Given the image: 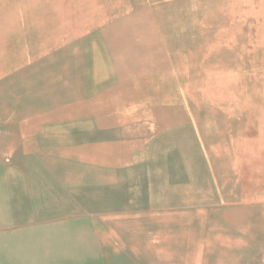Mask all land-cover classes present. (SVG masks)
<instances>
[{
    "label": "rangeland",
    "instance_id": "rangeland-1",
    "mask_svg": "<svg viewBox=\"0 0 264 264\" xmlns=\"http://www.w3.org/2000/svg\"><path fill=\"white\" fill-rule=\"evenodd\" d=\"M39 1L0 0V264H264V0Z\"/></svg>",
    "mask_w": 264,
    "mask_h": 264
},
{
    "label": "bare ground",
    "instance_id": "bare-ground-1",
    "mask_svg": "<svg viewBox=\"0 0 264 264\" xmlns=\"http://www.w3.org/2000/svg\"><path fill=\"white\" fill-rule=\"evenodd\" d=\"M13 1V0H12ZM52 0H41V1H39L40 3H41V5H38L37 7H36V4H33L32 5V7H31V13L34 15V16H37V18H38V16H42V19H45V20H47V21H45L48 25H49V30H51V28H52V22H53V18H54V16H55V11H54V9H53V7L51 6L52 4H50V3H52L51 2ZM55 3V2H54ZM57 6V5H56ZM56 10V9H55ZM17 14V13H16ZM12 16V15H11ZM24 18V17H23ZM12 19V18H11ZM31 20V19H30ZM39 20V19H38ZM37 20V21H38ZM6 21H7V19H6ZM52 21V22H51ZM39 22V21H38ZM44 22V23H45ZM7 24V23H6ZM35 25V24H34ZM56 26H58L57 24H56ZM40 27V26H39ZM59 27V26H58ZM4 28H6V27H4ZM20 28V27H19ZM55 29H57L56 27H55ZM7 30V29H6ZM36 30V29H35ZM38 30L39 31H43L42 29L40 30V28H38ZM58 30V29H57ZM55 31V30H54ZM10 32V31H9ZM44 32V31H43ZM42 32V33H43ZM46 32V31H45ZM60 32V31H59ZM5 33V32H4ZM35 33H37L36 31H35ZM3 34V33H2ZM11 34V33H10ZM58 35V34H57ZM42 37H43V35H42ZM45 37V36H44ZM34 38H35V35H34ZM47 39V38H46ZM46 39H44V40H46ZM38 40V39H37ZM56 40H58L57 38H56V36H51V37H49V39L45 42H43L41 45H39L40 46V51H47L49 48H51L52 47V45L53 46H55V43H56ZM11 41V40H10ZM42 41V40H41ZM36 42V41H35ZM4 43V42H3ZM33 43H34V41H33ZM5 44V43H4ZM11 44V43H10ZM3 46V45H2ZM1 46V47H2ZM12 47V46H11ZM33 47V46H32ZM4 48V47H3ZM30 48V47H29ZM16 50V49H15ZM106 52H109V54H110V51H109V49H107L106 50ZM106 52H103V53H106ZM5 53V52H4ZM14 53V52H13ZM94 53V52H93ZM15 56V55H14ZM17 56V55H16ZM34 56V55H33ZM61 56V62H63V64L65 65V66H67V64L65 63V59L63 58V54L62 55H60ZM92 56H94L93 58L96 60V59H98V57H96V53L94 54V55H92ZM100 56H102L101 55V53H100ZM104 57H105V54L103 55ZM109 56L110 55H107L105 58H106V60H108L109 59ZM57 56H54V57H52V58H46L45 60H43V61H46V62H48V64L47 65H44V66H42L41 68H39L38 69V71H37V77H35L34 79H32V78H28L29 79V83H31V85H33V86H35V87H37V91H39L40 92V97L42 98V97H46V98H51V96H53V95H51V94H54L55 95V90L58 88V86H59V84H58V82H56V81H54V79H55V77H54V75H55V73H54V71H55V69H56V66L55 67H53L52 66V63H54L55 61H54V59L56 58ZM15 58V57H14ZM17 58V57H16ZM18 59V58H17ZM9 60V59H8ZM19 60V59H18ZM18 60H17V62H18ZM13 61V60H12ZM8 62H10V61H8ZM16 62V63H17ZM21 62V61H20ZM22 62H24V61H22ZM2 63V62H1ZM14 63V62H13ZM26 63V62H25ZM8 64V63H7ZM11 64V63H10ZM85 64H89L88 63V61H87V59H84V58H78V57H76V55H73V57L71 58V60H70V66H71V68L72 69H79V67L80 66H84ZM98 64V63H97ZM97 64L95 65L96 67H95V69H94V72H93V74L91 75V76H89L88 77V79L89 80H91V79H93V80H96L97 78H98V76H99V73H98V68H97ZM23 65V64H22ZM1 66V65H0ZM62 68H63V66H62ZM62 74H63V76H62V79H61V83H64V88H67L68 89V92L70 91V85H69V81H70V78H69V74H68V66H67V68L62 72ZM40 85L42 86V88L40 87ZM61 86V85H60ZM68 92H67V94H68ZM38 94V93H37ZM18 111V110H17Z\"/></svg>",
    "mask_w": 264,
    "mask_h": 264
}]
</instances>
